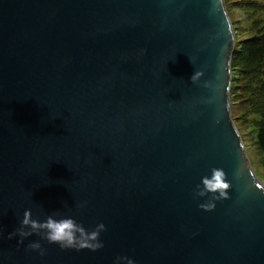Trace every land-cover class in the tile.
Masks as SVG:
<instances>
[{
    "label": "water",
    "instance_id": "95a60500",
    "mask_svg": "<svg viewBox=\"0 0 264 264\" xmlns=\"http://www.w3.org/2000/svg\"><path fill=\"white\" fill-rule=\"evenodd\" d=\"M234 44L224 0H0V264H264ZM212 167L231 187L206 211L194 189ZM26 209L102 222L104 247L9 239Z\"/></svg>",
    "mask_w": 264,
    "mask_h": 264
},
{
    "label": "trees",
    "instance_id": "16d2710c",
    "mask_svg": "<svg viewBox=\"0 0 264 264\" xmlns=\"http://www.w3.org/2000/svg\"><path fill=\"white\" fill-rule=\"evenodd\" d=\"M224 3L235 36L230 58L232 118L243 130L242 143L243 136L251 134L253 156L264 167V0Z\"/></svg>",
    "mask_w": 264,
    "mask_h": 264
},
{
    "label": "clouds",
    "instance_id": "9594fccd",
    "mask_svg": "<svg viewBox=\"0 0 264 264\" xmlns=\"http://www.w3.org/2000/svg\"><path fill=\"white\" fill-rule=\"evenodd\" d=\"M203 73L196 70L190 80L196 83ZM231 187L230 182L226 178L225 171L220 167H212L209 175H204L200 178V183L196 184L194 189L195 197L208 196L206 202L198 204V207L206 211L215 208V201L227 199L228 190ZM67 206V203H65ZM84 207V202L76 204L77 209ZM59 213L47 215L44 220L32 218L30 209L23 212V218L20 221V226L8 233V238L11 239L15 235L21 238L18 243L23 242V238L32 234L40 236L49 243L59 245L61 249H88L90 251H97L104 247L103 241L100 239V234L106 231L104 223H97L91 230L86 229L80 222L72 216H61L55 218ZM32 250H39L40 255L45 254V249L37 242H30L27 245ZM114 264H135V261L127 256H117Z\"/></svg>",
    "mask_w": 264,
    "mask_h": 264
},
{
    "label": "rangeland",
    "instance_id": "374dc122",
    "mask_svg": "<svg viewBox=\"0 0 264 264\" xmlns=\"http://www.w3.org/2000/svg\"><path fill=\"white\" fill-rule=\"evenodd\" d=\"M262 17L264 18V14L262 15ZM235 127H236L239 134H243V130L240 129L238 124H236ZM243 140H244L243 141L244 146L246 148L245 151H246L247 156L249 158L252 169H253L255 175L257 176V178L261 181L262 184H264V167H262V166L260 167L256 163L255 157L253 156V150H252L253 147L251 146V143H252L251 134L248 133L247 135L243 136Z\"/></svg>",
    "mask_w": 264,
    "mask_h": 264
},
{
    "label": "bare ground",
    "instance_id": "6f19581e",
    "mask_svg": "<svg viewBox=\"0 0 264 264\" xmlns=\"http://www.w3.org/2000/svg\"><path fill=\"white\" fill-rule=\"evenodd\" d=\"M229 90H230V86H229Z\"/></svg>",
    "mask_w": 264,
    "mask_h": 264
}]
</instances>
